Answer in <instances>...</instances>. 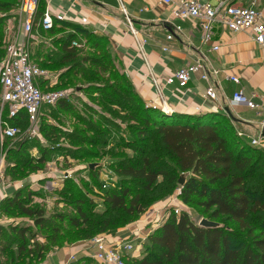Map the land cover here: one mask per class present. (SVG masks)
<instances>
[{"label":"rangeland","instance_id":"rangeland-1","mask_svg":"<svg viewBox=\"0 0 264 264\" xmlns=\"http://www.w3.org/2000/svg\"><path fill=\"white\" fill-rule=\"evenodd\" d=\"M21 2L0 0V62L7 46L21 31ZM66 32L64 27L39 33L32 50L34 60L48 75L39 81L42 90L61 97L55 105L43 108L37 123L38 135L30 137L29 123L22 122L17 138L6 141L0 151V161L5 162V182L17 186L23 182L17 190L22 194L18 206L7 202L0 209V225L30 227L31 251H37L34 257L31 254L19 264L38 262L39 249H47L46 258L65 248L77 249L74 247L85 244L88 237L100 235L95 223L108 219L113 227L101 235L114 238L124 231H128L129 236L135 231L139 233L138 237L130 238L135 251L139 252L131 256L129 264H136L137 260L151 254L149 235L172 215L181 212L188 213L197 225L208 221L244 235V231L225 218L211 219V212L184 203L178 184L182 173L167 169L168 176L160 177L158 186L150 193L141 190L139 183L117 174L116 169L122 163H141L144 156L152 159L154 143L149 137L139 138L136 128L130 127L135 122L125 106L129 95L128 78L122 62L108 44L95 46L86 35H76L75 40L81 45L76 48L79 60L56 64L61 52L60 42L65 40L61 36ZM44 156L45 162L39 163ZM188 177L189 173L186 180ZM124 187L146 199L145 213L131 217L109 209L108 193ZM24 209L41 212L45 220L42 227L36 226L38 218L28 216ZM86 220L90 223L85 224ZM73 221H78L82 227H74ZM83 228L88 233L82 232ZM35 244L37 247L33 246ZM74 264L100 263L93 258H78Z\"/></svg>","mask_w":264,"mask_h":264},{"label":"trees","instance_id":"trees-1","mask_svg":"<svg viewBox=\"0 0 264 264\" xmlns=\"http://www.w3.org/2000/svg\"><path fill=\"white\" fill-rule=\"evenodd\" d=\"M73 28L86 35L92 45H109L103 36L79 26ZM73 40L74 35H71L60 42L57 65L79 60V52L71 47ZM127 78L129 95L125 106L135 122L130 127L136 128L139 138L149 137L154 143L151 148L154 155L152 159L144 156L141 163H122L116 169L117 174L139 183L141 190L150 193L158 186L160 177L168 176L167 169L182 173L181 177L189 173L181 188L183 202L211 212V219L223 217L245 232L242 235L224 225L202 227L195 224L188 213L181 212L172 215L149 235L152 255L137 260L136 264H264V152L239 135L236 126L242 123L227 113H167L148 105ZM22 122L27 121L17 120L14 124ZM38 162H45V156ZM21 196V192L16 191L0 202V209L7 202L18 206ZM145 200L124 187L108 193L107 204L112 212L122 211L134 217L145 213ZM24 213L38 218L35 222L38 227L45 222L41 212L24 209ZM81 216L86 218L83 213ZM95 224L99 226L100 235L113 227L110 219ZM73 225L82 227L78 221H73ZM81 231L88 233L85 228ZM30 232V227L0 225V264H19L31 254L34 257L37 251H31ZM96 236L99 235L87 237L90 240ZM46 251L45 248L38 250L36 263L45 261Z\"/></svg>","mask_w":264,"mask_h":264},{"label":"crops","instance_id":"crops-1","mask_svg":"<svg viewBox=\"0 0 264 264\" xmlns=\"http://www.w3.org/2000/svg\"><path fill=\"white\" fill-rule=\"evenodd\" d=\"M261 2L264 8V0ZM122 6L127 10L133 27L138 32L139 40L144 43L143 55L137 40L128 30ZM60 11L66 12L68 17L66 21L55 23L54 29L67 28L68 32L61 37L74 35L71 45L78 42L75 36L82 34L73 26H79L106 38L136 91L148 105L156 106L160 101L149 81L150 69L146 61L155 75L165 79L200 60L204 69L211 74L210 79L203 81L201 73H197L185 89H180L177 85L166 86L164 94L171 112L188 115L206 112L226 114L225 110L229 108L233 116L242 123L236 127L244 131L242 133L249 143L261 134L264 136L257 113L231 103L234 92L243 89L247 95L256 94L257 102L264 104V49L255 42L250 32L233 34L218 27L214 44L220 49L213 51L210 45L202 44L201 32L195 24L189 20L175 19L171 5L164 0H40L38 21L46 12ZM82 19H87V24H83ZM176 27H181L182 32L176 33ZM50 32L36 29L37 34ZM168 34H175L174 40L168 41ZM214 71L218 73L215 75ZM230 75L238 76L241 84L236 85L230 81ZM209 87L216 90L218 99L215 102L205 97ZM198 109L201 111L198 112ZM20 183V187L13 184H9L10 187L1 186L0 196H12L21 188L23 182ZM126 232L128 231L117 237L107 238L117 242L130 235ZM84 243L74 247L77 249L72 250L69 247L52 253L42 264H62L72 254H77L79 259L93 258L95 250L88 245V241Z\"/></svg>","mask_w":264,"mask_h":264},{"label":"built area","instance_id":"built-area-1","mask_svg":"<svg viewBox=\"0 0 264 264\" xmlns=\"http://www.w3.org/2000/svg\"><path fill=\"white\" fill-rule=\"evenodd\" d=\"M262 0H164L172 7V16L175 19L189 20L195 24L201 32L203 45H210L211 50L219 51L220 47L214 44V37L218 27L229 30L233 34L250 32L255 42L264 49V8ZM40 0H22L21 15L22 28L13 41L7 46L6 54L0 62V146L3 149L6 141L15 140L20 134L19 124L14 121H27L30 125L29 136L38 135L37 123L43 108L55 105L61 97L60 94L42 90L39 81L48 78L39 64L34 60L31 46L38 35L36 29L50 32L56 22L67 20L66 12H46L38 21ZM123 7V6H122ZM128 24V30L137 40L139 49L144 54V43L139 40L138 32L133 27L127 10L123 7ZM87 24V19H82ZM176 33L182 32L181 27L175 28ZM175 34H168V41L174 40ZM72 47L80 48L78 42H73ZM167 50V49H165ZM149 81L154 87L160 105L167 111L164 88L177 85L180 89L188 87L193 75L201 73V79L208 81L211 74L204 69L200 60L187 65L175 74L162 79L154 74L149 63ZM218 71H214L216 75ZM229 80L236 85L241 84V79L236 75L228 76ZM205 97L211 102L218 99L216 90L209 87ZM257 95H247L243 89L234 92L231 103L233 106L244 107L253 110L259 117V126L264 130V104L257 102ZM155 106V105H153ZM199 110V109H198ZM246 137L242 132L239 134ZM252 147L264 152V136L250 141ZM11 185L5 182V162L0 161V187ZM9 195L0 196V202ZM135 231L132 236L138 237ZM128 236L120 241H110L106 236L99 235L88 240V245L95 250L92 256L100 264H127V259L139 252L135 251ZM77 254L69 256L68 261L62 264H74L78 260ZM136 258V257H134ZM38 264V263H34Z\"/></svg>","mask_w":264,"mask_h":264},{"label":"water","instance_id":"water-1","mask_svg":"<svg viewBox=\"0 0 264 264\" xmlns=\"http://www.w3.org/2000/svg\"><path fill=\"white\" fill-rule=\"evenodd\" d=\"M156 107L163 109V110L166 111L167 113H172L170 109H169V111H167V110H166L162 105H160V104H159V105H156ZM200 111H201V110H198V112H200ZM225 111H226L227 115H229L230 117L236 119V118L233 116V114L231 113V111H230L229 108H227ZM200 114H202V113H200ZM185 184H186V176L183 175V176L180 178V180H179V185H180L181 188H182V187L185 186ZM200 226H202V227H209V228H216V227H220L221 225H219V224H214V223H211V222H208V221H204Z\"/></svg>","mask_w":264,"mask_h":264}]
</instances>
